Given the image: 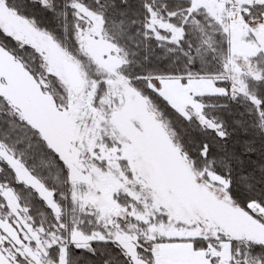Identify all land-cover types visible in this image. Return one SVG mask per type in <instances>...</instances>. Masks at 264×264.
<instances>
[{"label": "snow or ice", "instance_id": "snow-or-ice-1", "mask_svg": "<svg viewBox=\"0 0 264 264\" xmlns=\"http://www.w3.org/2000/svg\"><path fill=\"white\" fill-rule=\"evenodd\" d=\"M0 264H264V0H0Z\"/></svg>", "mask_w": 264, "mask_h": 264}]
</instances>
